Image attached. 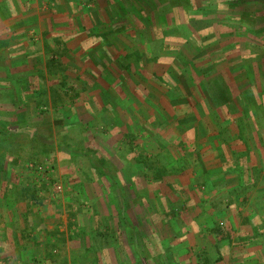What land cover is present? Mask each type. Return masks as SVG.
I'll list each match as a JSON object with an SVG mask.
<instances>
[{"label":"crops","instance_id":"0c3cea01","mask_svg":"<svg viewBox=\"0 0 264 264\" xmlns=\"http://www.w3.org/2000/svg\"><path fill=\"white\" fill-rule=\"evenodd\" d=\"M31 92L104 158L96 264H264V0H0V110Z\"/></svg>","mask_w":264,"mask_h":264},{"label":"rangeland","instance_id":"374dc122","mask_svg":"<svg viewBox=\"0 0 264 264\" xmlns=\"http://www.w3.org/2000/svg\"><path fill=\"white\" fill-rule=\"evenodd\" d=\"M44 99L43 93H26L24 107L6 106L0 110V205L8 215L6 219L13 210L16 215H38L37 222L25 217L4 221V229H0V264H96L97 254L92 248L83 251L76 247L77 231L92 229L95 223L89 219L81 228L77 215L92 211L88 203L96 188L90 184L91 166L104 158L95 154L97 150L91 147L95 140L90 134L81 133L85 137L82 139L71 132L60 139L63 125L55 123L56 109L46 110L39 105ZM33 107L40 113L36 119L31 118ZM19 121L23 123L13 124ZM62 145L68 152L62 151ZM39 217L43 222L36 226L40 231L36 234L33 223L40 224ZM25 224L30 231L21 229ZM128 226L134 229L131 223Z\"/></svg>","mask_w":264,"mask_h":264},{"label":"built area","instance_id":"2783aa9c","mask_svg":"<svg viewBox=\"0 0 264 264\" xmlns=\"http://www.w3.org/2000/svg\"><path fill=\"white\" fill-rule=\"evenodd\" d=\"M61 187H62L61 184H57L58 189H61Z\"/></svg>","mask_w":264,"mask_h":264},{"label":"trees","instance_id":"16d2710c","mask_svg":"<svg viewBox=\"0 0 264 264\" xmlns=\"http://www.w3.org/2000/svg\"><path fill=\"white\" fill-rule=\"evenodd\" d=\"M37 191H38V190H37ZM37 191H36V192H37Z\"/></svg>","mask_w":264,"mask_h":264}]
</instances>
